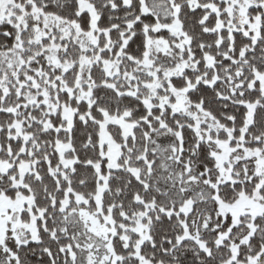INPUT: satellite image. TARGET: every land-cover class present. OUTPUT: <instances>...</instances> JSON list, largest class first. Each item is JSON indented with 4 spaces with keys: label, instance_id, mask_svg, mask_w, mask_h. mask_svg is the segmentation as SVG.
Returning <instances> with one entry per match:
<instances>
[{
    "label": "snow or ice",
    "instance_id": "snow-or-ice-1",
    "mask_svg": "<svg viewBox=\"0 0 264 264\" xmlns=\"http://www.w3.org/2000/svg\"><path fill=\"white\" fill-rule=\"evenodd\" d=\"M0 264H264V0H0Z\"/></svg>",
    "mask_w": 264,
    "mask_h": 264
}]
</instances>
